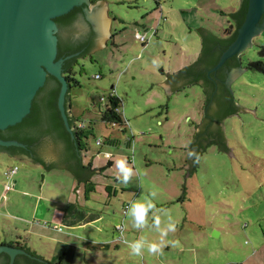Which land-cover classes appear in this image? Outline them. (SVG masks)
<instances>
[{"label": "rangeland", "instance_id": "374dc122", "mask_svg": "<svg viewBox=\"0 0 264 264\" xmlns=\"http://www.w3.org/2000/svg\"><path fill=\"white\" fill-rule=\"evenodd\" d=\"M100 1L107 3L109 17L115 20V37L103 49L78 60L75 72L80 85L70 90V105L88 133L83 162L91 161L100 171L92 181L100 187L107 181L113 189L105 194L103 187L98 188L85 200L86 186L78 187L67 170L44 171L34 162L2 153L0 242L22 239V245L49 262L57 263L66 252L63 264H86V258L96 264L103 255L97 254L100 250L91 239L70 250L65 246L67 232H53L54 221L65 222V212L58 213L57 207L88 205L105 222L125 229L131 219L128 211L127 216L124 213L125 205L149 199L155 205L146 215L150 227L156 228L152 225L156 217L161 228L185 222L189 229L200 230L203 240L208 234L217 246L228 241L223 245L225 252L228 247L257 250L264 240V74L248 65L264 62L260 53L264 30L241 54L244 71L230 84L234 101L261 119L248 112L226 117L227 144L233 156L216 134L197 146L199 160L189 173V152L205 120L206 93L201 85L190 84L168 96L161 84L168 74H178L200 56L202 39L196 30L223 36L239 0ZM146 33V44L136 39L137 34ZM111 91L121 100L126 127H112L101 120L100 110L108 103L101 100ZM118 160H125L132 170L127 183L116 167ZM109 163L113 166L101 171ZM12 166L19 171L11 182L13 189L5 194L9 181L4 173ZM148 229L144 228L145 235ZM91 234L99 235L92 230Z\"/></svg>", "mask_w": 264, "mask_h": 264}, {"label": "water", "instance_id": "95a60500", "mask_svg": "<svg viewBox=\"0 0 264 264\" xmlns=\"http://www.w3.org/2000/svg\"><path fill=\"white\" fill-rule=\"evenodd\" d=\"M78 7H83L88 20L95 24L99 43L97 45L99 48L95 51L103 49L110 27V21L105 11L106 6L103 2H98L93 8L91 0H0V131H5L23 122L31 113L33 102L38 92L45 86L48 75H51L61 84L58 108L65 127L73 135L75 127L71 126L69 114L71 103L67 102L70 83L64 76L63 67L65 62L76 54L66 59H58V26L55 20ZM263 15L264 0H248L246 19L238 30L237 38L222 54L212 72L218 71L228 59L235 55H241L244 50L251 47L252 39L264 30V25L261 24ZM230 17L232 19L231 15ZM196 31L202 39L200 56L192 65L185 67L183 71L200 68L202 62L208 59L204 57L205 42L212 36L204 37V33L215 35L208 30ZM243 71L240 65L236 70L229 73L225 83L226 88H218L215 97L213 96V101L209 102L212 97L201 85L206 93L205 120L195 134V140L190 151L195 150L196 152L197 146L201 144L199 139L207 131V125H211L213 122L211 127L215 128L216 122L220 121V129L215 133L220 135L219 141L225 145L227 154L233 156L232 149L227 144L225 118L229 115H237L239 112H248L257 117L252 110L234 101L230 89V84ZM180 72L176 75L168 74L167 80L161 84L165 87L168 96L183 86L197 84L187 80L175 85L180 80L178 77ZM0 147L27 148L26 145L17 141L2 139H0ZM39 154L42 159L49 162V165H52L51 168H45L38 164L44 168V171L54 168L67 170L71 177L77 181L79 187L81 183L75 174L65 168L61 151H56L53 145L47 141L40 147ZM22 159L29 161L27 157ZM193 164V158L190 157L187 165L189 173ZM213 236L216 237L218 234L214 233ZM0 254L8 255L10 264H14L18 257L19 264H44V261L30 255L27 250L7 244L0 246Z\"/></svg>", "mask_w": 264, "mask_h": 264}, {"label": "trees", "instance_id": "16d2710c", "mask_svg": "<svg viewBox=\"0 0 264 264\" xmlns=\"http://www.w3.org/2000/svg\"><path fill=\"white\" fill-rule=\"evenodd\" d=\"M83 7L75 8L69 14L57 18L56 24L58 26V59L68 58L72 55H75L82 49L81 42L76 38L77 33L79 32V14L82 13ZM248 10V0H246L243 9L239 12L238 18V28L240 29L245 21V15ZM237 38L235 34L232 40L225 43L224 51L229 48ZM223 51V52H224ZM209 49H205L206 55L209 53ZM222 52V53H223ZM261 55L264 56V48L261 50ZM208 56V55H207ZM221 53L215 58H210L208 62L210 65H215L220 59ZM80 62L78 59L73 58L68 59L63 67L64 76L67 81L70 83V90L73 85L79 86V81L76 79L77 72H75L76 67H79ZM250 70L260 72L264 74V62H252L248 65ZM61 89V84L59 81L48 75L45 86L38 92L32 106L31 113L23 120L22 123L10 127L5 131H0V139L5 141H17L27 146V148L19 147H0V152L7 154L12 158H16L17 154L23 153L28 155L29 151L27 150L33 145L43 146L47 141L50 142L56 151L62 152V162L66 165L65 168L70 170L77 177L80 183H84L86 186V197L88 193L95 191V185L92 181V178L100 172L97 168H94L92 162H88L86 165L83 162L82 153L87 152L83 146V140L87 139L88 133L87 130L80 129L78 125L74 126L73 135L67 130L64 125L61 113L58 108V97ZM109 105L113 108L104 114V119L114 118L119 122H123V114H119L117 109L121 107V100L116 98H110ZM114 113V114H113ZM109 120V119H107ZM74 121L77 120L74 117ZM110 121V120H109ZM80 123L79 121H77ZM126 122L124 120V126ZM47 140V141H46ZM40 146V147H41ZM84 156V155H83ZM84 158H86L84 156ZM45 168H51L52 165H48L40 162ZM113 166V163H109L106 168ZM109 191V190H108ZM129 205H126L125 215L129 209ZM124 227L117 228V231H123ZM121 235V234H120ZM6 244V243H4ZM26 250L31 253L30 249ZM32 254V253H31ZM34 255V254H33ZM64 256L59 258V261L56 264H63ZM0 264H10V258L6 254H0ZM14 264H19V257L16 259ZM44 264H51L49 262H44Z\"/></svg>", "mask_w": 264, "mask_h": 264}, {"label": "crops", "instance_id": "0c3cea01", "mask_svg": "<svg viewBox=\"0 0 264 264\" xmlns=\"http://www.w3.org/2000/svg\"><path fill=\"white\" fill-rule=\"evenodd\" d=\"M106 182H104L105 185L102 186L103 188L97 185L96 182H93L95 185L94 192L97 193L98 188H102L105 194L108 190L111 191L113 186ZM125 193L127 192L125 191ZM83 195H86V189ZM85 200L89 199L85 196ZM170 202V204L174 203V201ZM56 211L58 213L65 212V222L54 221L56 224L53 227V232L62 233V230L67 232L68 239L67 242H65V246L70 248V250H78L80 242L86 243L88 242L87 238L91 239L97 250H100V253L97 254L103 255L102 258L97 257L96 264H264V240H262L258 249L253 252L233 251L231 247H228L229 252H225L223 245L228 241L223 240V234H221V238L222 241L225 242H218L219 246H217L214 242V238L208 234L203 240L204 234H202L200 230L189 229L185 222L181 223L179 221L175 225V230L169 231L164 237L165 246L162 251L149 253L145 246L139 255H133L126 242H131L143 237L148 242L159 243L160 238H157V235L160 236V232L147 224L143 228H135L133 227L132 219L128 221V226L125 227L123 231H117V228L119 229L122 226L116 223L114 227L113 222H105L103 217L99 216L96 211L93 212V208L88 205L75 206L70 203V206L65 207L64 210H59L58 206ZM93 213H96V215ZM47 225H49V223ZM152 225L154 226V223H152ZM124 226L126 225L124 224ZM146 227H149L147 231L148 235H145L144 228ZM59 228H61V231ZM91 230L99 235H89ZM186 231L187 233L184 234ZM124 232H126L125 237ZM134 232H136L137 235H135ZM21 240L22 239H18L17 241L21 244ZM56 243L59 245L64 244L59 240ZM23 246L26 249L27 245L23 244ZM31 253L30 255L44 262H49L38 256L35 252L31 251ZM62 256H64V260H67L68 254L66 252L62 253L61 257ZM86 257L87 255H85V258ZM49 263L56 264L55 262ZM85 263L90 264L87 258Z\"/></svg>", "mask_w": 264, "mask_h": 264}, {"label": "flooded vegetation", "instance_id": "af4514ba", "mask_svg": "<svg viewBox=\"0 0 264 264\" xmlns=\"http://www.w3.org/2000/svg\"><path fill=\"white\" fill-rule=\"evenodd\" d=\"M91 2H92V4L96 5L98 2H103V1L91 0ZM245 2H246V0H239L238 1L236 10L231 14V16H232L231 23L232 24L230 25L229 28L224 30V34L221 38H217L210 33H204V37L205 36H212V38L208 39L207 42H205V49L207 47V49H209L210 52L207 54L208 56L205 53L204 57L208 58V59L204 60L202 62V65L200 68H193L192 70L188 69V70H184V71L182 70V72H180V76H178V77H180V80H178V82L175 83V85L176 84L178 85V83L185 82L187 80H191L189 82H196L197 84L204 86L206 88L205 89L206 92H208L209 96L212 97V98H210L209 102L213 101L212 99H214V97L216 95L215 92L218 90V88H220V87L226 88L225 83L228 80V74L233 72L234 70H236L240 66V61H241L240 56L241 55H239V56L235 55L232 58L228 59L226 61V63L223 65V67L220 68L218 71H215V72H212V69L217 65V63L219 62L220 59L218 60V62L215 65H210V62H208V60H210L209 57L210 58H213V57L216 58L220 53L222 56V54L228 49L227 48L224 51L225 43L232 40V38L235 34L238 35V30H239V28H238V22H239L238 21L239 20L238 14L243 9ZM103 3H104V6H106L105 11H106V14L108 15V20L110 21V27H109L108 34H107L106 41H105V47H106L107 44L111 40H114L115 34L113 32V24H114L115 20L110 19L108 5L105 2H103ZM82 9H83L82 13L79 14V20H78V22L80 24L79 25V32L76 35V38L81 42V44L83 43L82 49L78 53H76V56H75V58H77L78 60L84 59V58L92 55L95 52V50L99 48V46L97 47V45L99 43H98V33L96 31L95 24L88 20L87 14L85 13V9L84 8H82ZM245 19H246V15H245ZM261 24L264 25V15L262 17ZM169 83H171V82H169ZM67 102L71 103L70 91H69V95L67 97ZM110 109L113 112V108L110 105L106 104L105 108L100 110L101 120L105 124L110 125L112 127H114V126L123 127L124 126V120H123V122L122 121L119 122L118 120H116L114 118H111V119L107 118L110 121L107 119L106 120L104 119V114L106 112L108 113V111ZM69 114H70L71 126L78 125L77 124L78 122L74 121V116L72 114V110L70 111ZM212 123L213 122H211V125H209V124L207 125V131L205 132V135L201 136V138L199 139L202 144L204 142L206 143V141L208 139H212L215 136V134H217L215 132L219 131V129H220L219 128L220 127V121L216 122L215 128L211 127ZM201 132L202 131H200V133ZM40 146H41V144L40 145L39 144L33 145L27 149L29 151L28 155L20 153V154L16 155L17 156L16 158L22 159L24 157H27V158H29L30 162H34L36 164L42 165L40 162L48 164L49 162H46L44 159H42L40 154H39ZM2 153H4V152H0V154H2ZM86 153L84 151L83 155H85ZM4 243H6L9 246L25 249V247L22 244H20L18 241L0 242V246ZM20 264H26V263H20Z\"/></svg>", "mask_w": 264, "mask_h": 264}, {"label": "clouds", "instance_id": "9594fccd", "mask_svg": "<svg viewBox=\"0 0 264 264\" xmlns=\"http://www.w3.org/2000/svg\"><path fill=\"white\" fill-rule=\"evenodd\" d=\"M109 105V102L107 103ZM121 108V107H120ZM123 114V112L121 113ZM81 123V122H80ZM79 124V123H77ZM127 125L125 124V127ZM87 130V129H86ZM189 156L193 158V162L196 163L199 160L198 154L195 150L189 152ZM116 167L119 169L121 173L122 180L124 183H127L128 178L131 174V168L127 166L125 160L116 161ZM154 195V194H153ZM155 207L153 202L149 199H145L144 201H137L130 205L128 210V215L133 221V227L135 228H143L146 224V215ZM154 226L160 232V241L157 242H148L145 238L141 237L140 239L126 242L128 243V247L133 255H139L141 250L146 246L149 253H157L162 251L165 246L164 237L167 235L169 231L175 230V225L169 223L165 228L160 227L159 217L154 219Z\"/></svg>", "mask_w": 264, "mask_h": 264}, {"label": "built area", "instance_id": "2783aa9c", "mask_svg": "<svg viewBox=\"0 0 264 264\" xmlns=\"http://www.w3.org/2000/svg\"><path fill=\"white\" fill-rule=\"evenodd\" d=\"M154 33H156V32L154 31ZM147 36H148L147 33L145 35L137 34L136 35V39L139 42H141L143 44H146L148 42V37ZM116 97H117L116 92L115 91H111V93L109 94L108 98H102L101 101H106L107 100V102H109L110 98H116ZM117 112L119 114H121L122 113L121 108L117 109ZM78 127L80 129L85 128L83 123H79ZM98 144L101 145V141H98ZM106 156H109V155L106 154ZM18 171H19V168L17 166H12L8 170L5 171L4 177H5V179L7 181H9V183L6 184L5 187H4V193L5 194H7L8 192H10L13 189V186H12L11 182L15 178L16 174L18 173ZM14 184H15V181H14ZM59 230L61 231V228H59Z\"/></svg>", "mask_w": 264, "mask_h": 264}]
</instances>
